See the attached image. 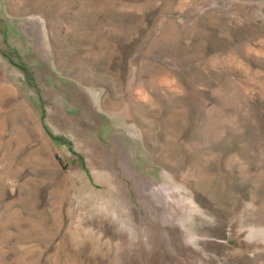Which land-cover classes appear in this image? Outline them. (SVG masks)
Masks as SVG:
<instances>
[{"label": "rangeland", "instance_id": "obj_1", "mask_svg": "<svg viewBox=\"0 0 264 264\" xmlns=\"http://www.w3.org/2000/svg\"><path fill=\"white\" fill-rule=\"evenodd\" d=\"M0 264H264V0H0Z\"/></svg>", "mask_w": 264, "mask_h": 264}]
</instances>
